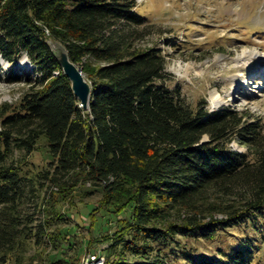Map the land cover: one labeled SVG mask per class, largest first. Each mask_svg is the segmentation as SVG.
<instances>
[{"label": "trees", "instance_id": "1", "mask_svg": "<svg viewBox=\"0 0 264 264\" xmlns=\"http://www.w3.org/2000/svg\"><path fill=\"white\" fill-rule=\"evenodd\" d=\"M136 6V0H0V57L13 64L25 54L33 83L16 104H0V263L31 241L39 246L47 238L60 247L64 236L50 231L63 219L57 203L78 194L98 196L92 226L97 215L117 217L114 231L102 235L109 243L103 264H168L176 236L211 239L246 220L255 241L223 258L188 260L256 258L254 246L264 242V129L247 122V111L208 110L205 101L193 108L169 88L161 50L141 43L148 24ZM47 39L62 43L81 67L91 85L88 110L78 106ZM234 140L247 151L231 149ZM40 141L48 160L28 173L26 156ZM14 149L24 157L10 159ZM28 199L38 219L34 208L24 210Z\"/></svg>", "mask_w": 264, "mask_h": 264}, {"label": "rangeland", "instance_id": "2", "mask_svg": "<svg viewBox=\"0 0 264 264\" xmlns=\"http://www.w3.org/2000/svg\"><path fill=\"white\" fill-rule=\"evenodd\" d=\"M136 1V13L145 15L148 24L141 43L158 47L164 55L165 71L171 75L165 84L178 88L193 108L199 101H205L208 110L235 107L249 113L247 122L264 129V0ZM30 68L25 54L13 64L0 57V104H16L33 86L26 79ZM17 75L20 80L14 79ZM29 75L33 79L37 74ZM230 146L235 151H247L235 140ZM9 157L24 156L14 149ZM47 157L44 142L40 141L39 147L26 156L23 169L32 173ZM97 199V194H78L72 203L59 201L56 209L63 219L50 231L64 236L60 247L55 248L47 238L39 246L31 241L0 264H78L89 252L104 257L109 243L102 235L114 231L117 217L96 214L92 226L90 211L96 207ZM24 208H34L36 219L41 216L30 199ZM251 226L246 220L218 231L211 239L199 234L176 236L178 242L171 245L165 259L168 264H190L189 255L223 258L231 247L242 248L246 239H257ZM254 251L252 264H264V242L258 240Z\"/></svg>", "mask_w": 264, "mask_h": 264}, {"label": "water", "instance_id": "3", "mask_svg": "<svg viewBox=\"0 0 264 264\" xmlns=\"http://www.w3.org/2000/svg\"><path fill=\"white\" fill-rule=\"evenodd\" d=\"M52 56L61 68V72L69 81L70 89L75 96L78 106L88 110L91 97V85L84 76L81 67L69 59L66 48L55 39H47Z\"/></svg>", "mask_w": 264, "mask_h": 264}, {"label": "built area", "instance_id": "4", "mask_svg": "<svg viewBox=\"0 0 264 264\" xmlns=\"http://www.w3.org/2000/svg\"><path fill=\"white\" fill-rule=\"evenodd\" d=\"M104 257L98 253H87L85 257L78 264H103Z\"/></svg>", "mask_w": 264, "mask_h": 264}, {"label": "bare ground", "instance_id": "5", "mask_svg": "<svg viewBox=\"0 0 264 264\" xmlns=\"http://www.w3.org/2000/svg\"><path fill=\"white\" fill-rule=\"evenodd\" d=\"M179 67V66H178ZM179 69V68H178Z\"/></svg>", "mask_w": 264, "mask_h": 264}]
</instances>
